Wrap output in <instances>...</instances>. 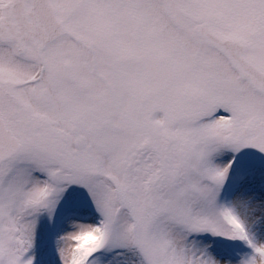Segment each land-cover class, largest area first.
<instances>
[{
	"label": "snow or ice",
	"instance_id": "1",
	"mask_svg": "<svg viewBox=\"0 0 264 264\" xmlns=\"http://www.w3.org/2000/svg\"><path fill=\"white\" fill-rule=\"evenodd\" d=\"M0 264H264V0H0Z\"/></svg>",
	"mask_w": 264,
	"mask_h": 264
}]
</instances>
